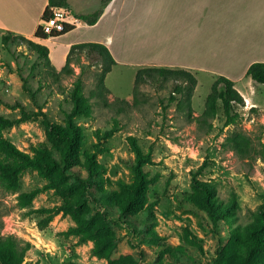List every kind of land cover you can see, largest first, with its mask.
Masks as SVG:
<instances>
[{
  "label": "rangeland",
  "instance_id": "obj_1",
  "mask_svg": "<svg viewBox=\"0 0 264 264\" xmlns=\"http://www.w3.org/2000/svg\"><path fill=\"white\" fill-rule=\"evenodd\" d=\"M1 41L0 115L16 119L26 111L39 117L0 131V138L32 157L42 143L57 155L61 144L43 121L66 126L80 78L93 112L76 121L83 133L77 170L86 175V151L96 153L101 168L85 207H79L81 188L74 179L49 172L26 171L15 191L0 186V234L30 244L23 264H214L221 252L224 264H240L246 227L257 222L264 204V85L248 77L239 80L237 90L258 108L238 107L242 121L226 128L219 111L211 128L197 121L216 81L211 75H197L191 107L182 95L169 103L173 81L149 82L141 87L138 106L120 112L117 100L134 102L139 68L120 65L108 74L107 106L96 94L103 69L96 54L76 52L73 73L59 74V46L49 65L25 42ZM240 135L252 144L249 156L232 147ZM138 152L151 182L143 204L122 217L121 200L135 182ZM205 187L234 206L224 219L215 221L198 202L199 188ZM95 189L104 205L92 195ZM36 190L42 191L28 200L25 194Z\"/></svg>",
  "mask_w": 264,
  "mask_h": 264
},
{
  "label": "crops",
  "instance_id": "obj_2",
  "mask_svg": "<svg viewBox=\"0 0 264 264\" xmlns=\"http://www.w3.org/2000/svg\"><path fill=\"white\" fill-rule=\"evenodd\" d=\"M67 1L70 24L77 21L75 30L41 40L35 34L49 0H0V37L11 33L44 46L50 43L51 59L59 46L63 61L58 72L71 47L81 43L105 45L116 61L112 71L120 65L183 69L196 77L223 76L235 85L252 64L264 63V0ZM99 10L95 25L78 19Z\"/></svg>",
  "mask_w": 264,
  "mask_h": 264
},
{
  "label": "trees",
  "instance_id": "obj_3",
  "mask_svg": "<svg viewBox=\"0 0 264 264\" xmlns=\"http://www.w3.org/2000/svg\"><path fill=\"white\" fill-rule=\"evenodd\" d=\"M111 0H103V5H106ZM55 7L65 8L68 10L69 4L67 0H49V5L43 16L47 20L52 15V9ZM102 10L94 14L84 15L78 17L84 20L89 25H95L101 16ZM76 26L66 24L62 32H54L51 35L46 34L42 26H39L35 37L41 40L49 38H57L75 30ZM25 42L29 48L37 52L41 57L46 59L47 64L51 65L49 60V49L41 44L27 39L23 36H17L11 33L3 35L1 43L3 45L9 44L11 41ZM76 52H87L89 54H96L103 61V69L100 75L98 88L96 94L103 99L105 105L110 106L107 102V94L110 90L106 87L105 81L108 74L112 71L116 61L113 58L109 49L100 43H81L71 47L67 58L66 65L59 72V74H72V57ZM52 67V66H51ZM53 68V67H52ZM246 77L252 79L255 83L264 85V63L252 64L246 74ZM173 81L175 84L174 91L169 98V103L177 101L176 95H182L187 98L188 106L191 107V99L193 92L197 86V77L189 71L183 69H168L161 67H148L138 70L135 78L134 86V102L130 103L126 100H117L119 103L120 112L126 111L138 106L139 96L141 94V87L149 82L163 83ZM73 108L67 115L66 126L62 127L57 124L50 123L47 119L43 124L49 131L52 138L57 140L61 145L57 146L58 154L54 155L46 143L40 144L37 151V156H30L27 153L20 151L15 145L9 141L0 138V186L8 191H15L18 189L22 174L26 171L39 170L41 172H49L55 174L60 179H74L75 184L81 188L82 197L78 200L79 207L87 205V196L94 187L93 179L98 176L101 171L97 163L96 153L86 151L84 153L85 163L84 168L86 175L77 170L80 156L79 152L83 145L82 128L78 126L77 119L80 117L92 116V104L84 94L83 81L79 78L71 93ZM245 106V99L243 95L237 90L235 82L220 76L216 79L212 86L211 94L207 97L205 112L197 118L198 122L209 124L212 128V120H215L219 115V111L223 112L225 121L223 127L237 125L242 121V116L237 108ZM192 110V108H190ZM257 108H252L256 111ZM39 115L22 111L21 116L16 119H8L0 115V131L18 126L30 120L36 121ZM210 122V123H209ZM112 131L106 132V136H112ZM232 147L237 153H241L242 157L250 155L252 144L249 138L245 135H240L232 140ZM144 156L138 152L137 163L133 167L135 175V182L127 186L128 194L121 200V216H128L133 210L141 206L147 193L148 186L151 182L148 174L144 171ZM81 171V170H80ZM196 183V182H195ZM200 192L197 195V200L200 205L210 214L215 221H220L229 215L230 210L234 206H227L217 198L214 192L208 188H199ZM42 190H36L29 194H25L28 200L37 196ZM100 191L95 189L92 195L101 201L104 205L105 200L100 195ZM260 218L257 222L246 227V235L248 243L243 249L242 259L240 264H264V204L259 208ZM71 233L77 234V230L72 228ZM30 244L18 241L12 236L4 237L0 234V264H23ZM98 253V252H97ZM100 255V254H98ZM226 258L225 252H221L214 264H224ZM32 264V263H28ZM34 264H41L40 262Z\"/></svg>",
  "mask_w": 264,
  "mask_h": 264
},
{
  "label": "built area",
  "instance_id": "obj_4",
  "mask_svg": "<svg viewBox=\"0 0 264 264\" xmlns=\"http://www.w3.org/2000/svg\"><path fill=\"white\" fill-rule=\"evenodd\" d=\"M71 15L65 8L55 7L52 9V15L43 21V31L51 35L54 32H62L65 29L66 24H70ZM70 25H77V21L72 22ZM9 91V90H7Z\"/></svg>",
  "mask_w": 264,
  "mask_h": 264
},
{
  "label": "bare ground",
  "instance_id": "obj_5",
  "mask_svg": "<svg viewBox=\"0 0 264 264\" xmlns=\"http://www.w3.org/2000/svg\"><path fill=\"white\" fill-rule=\"evenodd\" d=\"M249 102H250V101H249ZM249 102H248V103H249ZM249 104H250V103H249Z\"/></svg>",
  "mask_w": 264,
  "mask_h": 264
}]
</instances>
